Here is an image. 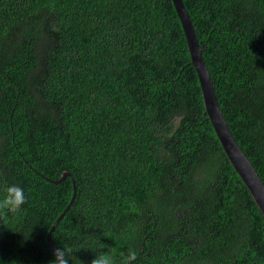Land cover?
Wrapping results in <instances>:
<instances>
[{"label": "trees", "instance_id": "trees-1", "mask_svg": "<svg viewBox=\"0 0 264 264\" xmlns=\"http://www.w3.org/2000/svg\"><path fill=\"white\" fill-rule=\"evenodd\" d=\"M264 181V0H182ZM264 264V217L206 113L173 0H0V264Z\"/></svg>", "mask_w": 264, "mask_h": 264}, {"label": "water", "instance_id": "water-1", "mask_svg": "<svg viewBox=\"0 0 264 264\" xmlns=\"http://www.w3.org/2000/svg\"><path fill=\"white\" fill-rule=\"evenodd\" d=\"M173 3L183 25V29L188 42V48L190 51L192 64L195 67L200 80L206 113L209 116V119L216 132V135L228 159L230 160L235 171L238 173V175L241 177L242 181L248 188L250 194L252 195L255 203L259 207L264 217V181L260 177L255 166L252 164L248 156L245 154V152L231 133L229 125L220 107L213 80L211 78V74L209 72L207 64L204 60L203 51L199 44L193 22L190 19L189 13L187 12L183 1L173 0ZM68 177L72 179L74 186V193L72 199L66 209L57 218L54 225L51 227L50 231L47 234V242L53 252H55L57 247L52 242V234L59 222L64 218L66 213L74 204V201L77 197V186L76 180L73 174L70 172H64L59 180L47 179L51 183L57 184L64 181Z\"/></svg>", "mask_w": 264, "mask_h": 264}, {"label": "clouds", "instance_id": "clouds-1", "mask_svg": "<svg viewBox=\"0 0 264 264\" xmlns=\"http://www.w3.org/2000/svg\"><path fill=\"white\" fill-rule=\"evenodd\" d=\"M27 197L25 190L18 184L6 183L0 190V216L7 218L9 213L15 214L22 211L26 204ZM71 249L58 247L53 253L50 264H70ZM138 258L135 249H129L127 254L121 257L119 264H134ZM91 264H117L116 253L114 251H102L95 255Z\"/></svg>", "mask_w": 264, "mask_h": 264}]
</instances>
